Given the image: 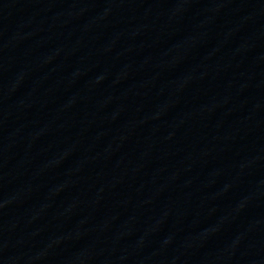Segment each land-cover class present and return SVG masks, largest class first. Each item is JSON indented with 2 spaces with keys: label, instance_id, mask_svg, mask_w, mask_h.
I'll return each mask as SVG.
<instances>
[{
  "label": "water",
  "instance_id": "1",
  "mask_svg": "<svg viewBox=\"0 0 264 264\" xmlns=\"http://www.w3.org/2000/svg\"><path fill=\"white\" fill-rule=\"evenodd\" d=\"M0 264H264V0H0Z\"/></svg>",
  "mask_w": 264,
  "mask_h": 264
}]
</instances>
